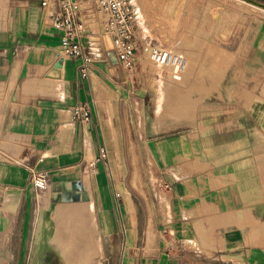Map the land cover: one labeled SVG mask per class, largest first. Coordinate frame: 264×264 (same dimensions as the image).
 I'll list each match as a JSON object with an SVG mask.
<instances>
[{
    "label": "crops",
    "instance_id": "crops-1",
    "mask_svg": "<svg viewBox=\"0 0 264 264\" xmlns=\"http://www.w3.org/2000/svg\"><path fill=\"white\" fill-rule=\"evenodd\" d=\"M46 1L0 0V264L53 262L44 254H59L54 238L90 245L83 191L61 201L62 186L85 175L100 244L131 247L133 262L152 245L150 264H264V80L248 88L264 69V20L247 52L259 59L243 63L248 93L234 82L228 93L189 97L188 83L167 80L160 95L137 62L128 71L94 58L111 52L104 37L86 78L80 59L57 67L62 37L48 14L59 5ZM79 104L87 123L72 118ZM101 147L106 159L87 167ZM32 173L47 175L42 195Z\"/></svg>",
    "mask_w": 264,
    "mask_h": 264
},
{
    "label": "rangeland",
    "instance_id": "rangeland-1",
    "mask_svg": "<svg viewBox=\"0 0 264 264\" xmlns=\"http://www.w3.org/2000/svg\"><path fill=\"white\" fill-rule=\"evenodd\" d=\"M263 1L177 0L175 3L170 4L168 0H131L138 16L134 38L135 62L143 68L145 73L148 71L150 76L157 77L158 83H167V80L168 83L174 86L188 83L186 89L189 97L190 95L198 94L199 97L203 95L206 98L211 93H228L229 86L234 82H238V86L234 87L237 90L236 93L246 92L247 88L243 85L246 81L244 74L246 71L243 69V63L245 61L254 62L256 58L259 59V54H249L247 52L249 49L255 52L252 47L253 44H251V36L257 31L260 20H264V10L260 8V4L264 6ZM169 4L171 8L168 7ZM5 10L6 6L2 7L0 5V12L3 13ZM12 10L10 12L20 11L17 8H13ZM250 44L251 46H249ZM228 47L231 51L227 49ZM151 48L161 49V52L171 50V58L179 56V58L184 60V69L182 68L177 72H174L172 69L170 70V72L172 71V78L179 79L180 82H178L179 80L174 81L170 77H166L169 76L168 74H162V69L151 59ZM227 50L230 52H227ZM161 54L164 55L163 53ZM166 57L169 58V55L166 54ZM155 67L158 68L156 69ZM126 70L129 71L130 69ZM157 71H161L160 73L164 79L156 75ZM249 72L253 71L250 70ZM259 72H257L253 90L251 86L248 87L250 92L259 89L261 81L264 80V69ZM231 87L234 89L233 85ZM256 92H259V90ZM261 93L264 94V81L261 84ZM190 106L191 103L188 107L189 112L191 111ZM86 176L88 175L84 176L82 182L74 183L71 186H62L61 190L67 191L68 195L61 198V201L68 202L69 197L72 200H76L74 202L81 201L82 198L79 192L83 191V201L86 205L84 216L87 220V216L89 217L90 215L87 208L88 196L92 203L93 200L90 191V177ZM85 179H88L87 184H85ZM48 188L47 186L44 191L48 190ZM38 190L42 195V189ZM72 190L79 191L75 192L76 194L72 196ZM141 209V220L145 221L147 214L143 211L144 207L142 205ZM94 223L96 224L95 217ZM87 225L90 232H93V235H91V239H93L95 230L91 228L88 220ZM59 231L62 232L61 229ZM52 240L54 242L51 246L52 249L59 247L62 253L60 255L55 253L50 255L49 252H46L44 257L51 256L54 261L37 264H69L68 259L72 256L70 255L71 250L75 249V245H71L70 247V240L68 241L70 243L68 245L63 244L65 242L63 239L57 240L54 238ZM56 242H61L62 244L57 245ZM100 246V257L98 255L97 258L98 262H101L100 264H150L145 259H148V253L151 251L152 245H141L138 247L137 255L134 256L137 257V262L132 261V253L135 250L131 249V247ZM51 247L47 241H44L40 246L42 251H46ZM80 247L84 248L87 246L81 245ZM78 248L79 246H77ZM81 254H79L80 258L82 256L81 263L87 264V255H85L86 260L83 258L85 257L83 253ZM61 257H63V260ZM106 257H108L107 262L105 261Z\"/></svg>",
    "mask_w": 264,
    "mask_h": 264
},
{
    "label": "built area",
    "instance_id": "built-area-1",
    "mask_svg": "<svg viewBox=\"0 0 264 264\" xmlns=\"http://www.w3.org/2000/svg\"><path fill=\"white\" fill-rule=\"evenodd\" d=\"M41 7L46 9V0H41ZM58 11L52 16L48 14L52 26L61 32V46L57 52V59H80L78 66L81 78L87 77V66L94 60L90 51L98 47L99 37L107 38L110 42L113 60L96 54L98 61L108 59L113 65H120L124 69H132L135 64L134 38L138 23L137 12L131 0H58ZM151 48V59L154 63L168 65L174 72L180 71L185 62L179 56L171 58L172 51ZM163 53L164 55H162ZM169 55V58L165 55ZM170 59V60H169ZM180 61V62H179ZM75 122L84 124L90 118L89 109L82 104L72 110ZM106 159L104 147L99 150V157L87 167L92 168L95 163ZM31 181L37 189L47 184V175L32 173Z\"/></svg>",
    "mask_w": 264,
    "mask_h": 264
},
{
    "label": "bare ground",
    "instance_id": "bare-ground-1",
    "mask_svg": "<svg viewBox=\"0 0 264 264\" xmlns=\"http://www.w3.org/2000/svg\"><path fill=\"white\" fill-rule=\"evenodd\" d=\"M138 1V0H137ZM139 1H141V0H139ZM169 2H170V4L171 3H175L177 0H168ZM168 5V7H170L171 8V5ZM169 8V9H170ZM34 11V10H33ZM154 37V36H153ZM183 61L184 60H182L181 62L183 63ZM180 62V61H179ZM156 65V64H155ZM158 67H160L161 69H162V74H164V75H169V76H166V77H170L172 80H174V81H176V80H179V79H175V78H172V71L170 72V70L172 69L170 66H168L167 64L166 65H164V63L163 64H160V65H158ZM157 67V68H158ZM156 68V67H155ZM156 68V69H157ZM165 68V69H164ZM155 69V70H156ZM168 69V70H167ZM184 69V68H183ZM153 70H154V67H153ZM158 70H160V69H158ZM156 72V71H155ZM161 72V71H160ZM159 71H157V73H156V75H158V77L159 78H162V79H164L163 78V75H161V73H160ZM168 72V73H167ZM177 72V71H176ZM184 72V71H183ZM179 74H181V73H179ZM176 75V74H175ZM179 76V75H178ZM178 76H176V77H178ZM181 78V77H180ZM168 79V78H167ZM180 81V80H179ZM162 84H163V82H160V83H158V91H159V94L160 95H164V93H163V88H162ZM162 99H163V96H162ZM179 154V153H178ZM180 159V158H179ZM181 160V159H180ZM179 162V161H178ZM179 171V170H178ZM86 177H88V176H86ZM87 182H88V179H85V184H87ZM47 186H42L40 189H42V192L44 193L45 191H44V189L46 188ZM41 194V193H40ZM130 203H132V202H130ZM134 204V203H133ZM133 204H131V206L133 205ZM128 206V205H127ZM8 208V207H7ZM87 208H88V210H89V212H90V215H89V217L87 216V220H88V222H89V224H90V226H91V228L92 229H94L95 230V236H94V238H95V240H94V238L93 239H91L90 241H91V243H89V242H87V243H89L90 245H87V243H86V245H87V247H80V245H79V243L80 242H78V240H74V242H75V244H70V243H67V245L68 244H70V247H71V245H75V249H73V250H71V254L70 255H72V256H70V258L68 259L69 260V264H84V262L83 263H81V261L80 260H82L81 258H82V256H81V258H80V255H82L81 253H83V255L85 256V255H87V258H88V262H87V264H100L99 262H98V260H97V258H98V255H99V257H100V240H99V236L100 235H98V232H97V228L98 227H96L97 226V224H95L94 223V217H95V215H94V210H93V203H92V201L90 200V198H89V196H88V202H87ZM73 209V208H72ZM133 211L135 212V210L133 209ZM131 214V213H130ZM135 216V215H134ZM58 219H59V217H58ZM58 219H57V221H58ZM61 219V218H60ZM59 219V220H60ZM66 220V219H65ZM74 220V219H73ZM67 221V220H66ZM60 222H61V220H60ZM72 224V223H71ZM57 225H58V222H57ZM56 225V226H57ZM59 225H61V223L59 224ZM58 225V226H59ZM69 225V224H68ZM57 226V227H58ZM57 227H55V228H57ZM62 227V226H61ZM133 228V227H132ZM72 229V228H71ZM60 230V229H59ZM61 230H62V228H61ZM68 230V229H67ZM55 231V230H54ZM57 231V230H56ZM55 231V232H56ZM58 232V231H57ZM68 232V231H67ZM55 234V233H54ZM91 235H93V232H91ZM97 235V236H96ZM71 236L73 237V234H71ZM47 237V236H46ZM78 238V237H77ZM73 239V238H72ZM65 241V240H64ZM85 241H87V240H85ZM73 242V241H72ZM77 246H79V248L77 249ZM89 247V248H88ZM69 248V247H68ZM87 248V249H86ZM70 249V248H69ZM89 249V250H88ZM54 250L57 252V253H59V255L62 253V251H61V249L59 248V247H56V248H54ZM73 253V254H72ZM80 254V255H79ZM88 255H89V257H88ZM83 258H85L86 260H87V258H86V256L85 257H83ZM61 259L63 260V257H61ZM83 261H84V259H83ZM86 262V261H85Z\"/></svg>",
    "mask_w": 264,
    "mask_h": 264
},
{
    "label": "water",
    "instance_id": "water-1",
    "mask_svg": "<svg viewBox=\"0 0 264 264\" xmlns=\"http://www.w3.org/2000/svg\"><path fill=\"white\" fill-rule=\"evenodd\" d=\"M108 56L111 60H113L114 57L111 53H109ZM57 64H58L57 67L61 66V61H59Z\"/></svg>",
    "mask_w": 264,
    "mask_h": 264
}]
</instances>
